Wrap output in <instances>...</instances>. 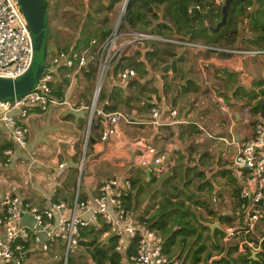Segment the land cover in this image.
I'll return each instance as SVG.
<instances>
[{
    "label": "crops",
    "instance_id": "crops-1",
    "mask_svg": "<svg viewBox=\"0 0 264 264\" xmlns=\"http://www.w3.org/2000/svg\"><path fill=\"white\" fill-rule=\"evenodd\" d=\"M99 1L102 0H87L89 8L90 6L98 5ZM115 6L112 8L113 10L116 8ZM64 8L66 11L71 9L68 4ZM213 19L215 23L218 21L215 16H212ZM249 23L250 19L245 18L241 24L242 29L249 31ZM241 35L247 37L244 32ZM169 38L193 41L189 37L182 35H175ZM195 41L203 42L215 49L203 51L186 47L180 43H171L174 49H176L178 56L180 54L184 55V59L177 68L176 73H172L171 71L160 73L152 70L144 56L147 50V48L144 49L146 44L140 43L138 51H142V54L138 55V59L147 64L148 73L143 76H140L138 73L136 77L125 84L118 83V78L115 75L113 77L110 76L104 90V93H107L108 97L107 105L113 104L109 99V95L115 94L117 97V101L114 103L116 104V109L111 112H123L128 117V120L124 118L119 120V133L110 136L107 140H102V132L107 127L109 118L103 116L95 117L94 125L91 126L90 130L87 164L82 172V176H80L78 166L68 165L66 169L61 170L59 173V184H57L48 177L44 170H41L36 178L30 179L32 181L30 187L27 185L23 189H18L17 192L22 194L27 201L39 206L46 204L49 198L71 203L74 198L75 189L71 185L69 188H64L62 183V179L70 169H74V175L78 176V182L75 183H78L80 186L81 196L84 198L97 194L99 186L108 178H129L133 184V190L128 194L132 197L130 212L141 224H147L148 219L158 217L162 212L163 200L170 198L172 203L169 204L168 210H165L166 215L164 216L168 233L171 234V231L179 230L181 224L185 222L190 227L196 228V232L191 235L184 236L181 233L177 235L176 243L172 245L171 252L169 253L172 258H178L179 254L187 256L189 253L190 258H193V263L189 259L190 261L187 263H182L180 260V264H224L216 263V261L228 254L232 257V254L228 253L229 250H224L223 247L216 249L219 247L214 244V240L216 238L219 239V236L224 234V230H221L219 226L223 228L224 225L228 224V222L220 220L219 216L235 215L236 218L241 207H239V203L235 197V190L237 184L243 189V184L238 180L236 173H234V157H230V149H227L232 147L236 154L238 145L226 144L224 140H221V137H226L240 144L244 140L254 136L247 137L238 128L240 119L248 120L247 117L249 115L248 112L244 111L245 108L243 111L241 110V106H244L247 99L252 100V102L256 101V103L258 100L256 97H246L244 89H250L254 92L253 96H255V94H261L264 85H258L253 76L250 77L246 74V69L240 61L241 58L243 60L245 57L224 51L223 49H228L225 46L208 43L202 39ZM242 42L240 41V46ZM194 65L202 71L203 76L206 78L212 73L213 76L215 75L220 80L224 91L214 92V96L210 94V101H215L216 103H212V105L211 103H202L201 107H198L200 98H204L206 95H202L204 89L201 86V82L197 79ZM246 66L251 68L253 64L248 63ZM258 69L260 70V68ZM137 77L141 78H139L140 85L136 84ZM216 78L215 80H217ZM84 81L87 82V80ZM209 82L206 81V84H209ZM94 83L95 80L91 81L89 88L93 87ZM132 87L137 90L133 92ZM85 89V86H82V97L87 96ZM72 90V88L69 89L71 97ZM261 96L264 98L263 95ZM154 107H157L160 111V124L153 123L155 118L152 114V109ZM173 110H177L176 115L173 114ZM2 113L0 108V201L7 190L13 189L14 185L21 184L24 180V165L22 161L27 159L26 152H21L22 156L12 165H4L3 151L8 147H16V145L4 126ZM261 117L260 114L257 115L255 117L256 122ZM27 123L30 127L29 146L31 149L36 150L37 154L46 160L47 163L51 162L52 159L57 161L66 160L68 164L69 162H79L83 150L84 135L89 126L88 111L82 110L76 113L58 107H51L48 111L42 112L36 106L34 112L27 119ZM234 128L237 129L234 130ZM221 131L226 132L223 133ZM138 139L147 140L159 152H165L168 155L166 163L161 167L150 170L149 175L146 173V169L138 164L141 152L134 146V142ZM193 139H197V142H194ZM204 139L209 141L207 144L208 148L213 149V144L210 142L212 141L215 145L222 146L218 148L221 157H230L231 164L223 165L219 158L215 160V163L217 162L219 166L217 175L224 181L228 180V183L225 182L223 185L233 190L232 197L236 202L232 214H218L214 211L215 214L212 215L215 221L213 223L201 222L197 226L194 223V220H197L195 212L186 205V202H192L194 205L200 206L198 202L201 200H194V197L191 195L186 196L176 180L181 177L190 179V176L194 174L200 179L198 185L200 190L207 187L211 189L206 169L211 168L209 165L214 163L207 161V152L198 153L197 145H195V143L200 144ZM210 156L213 157L212 155ZM158 178L159 181H163L162 184L153 185L152 183H155ZM189 182L190 180H186L185 186ZM144 190L146 193L142 197ZM156 191L158 192L155 195ZM211 191H215L214 187H212ZM148 192H150L149 195H147ZM152 192L153 198H151ZM181 194H185L186 196V199L183 201H180ZM137 199L142 202L139 201L140 203H138ZM156 199L158 202H155ZM126 203L129 204L130 201ZM185 210H189L191 215L181 217L180 212ZM179 219L181 222H178ZM22 221L31 224V219L28 215L24 216ZM201 229L209 231L205 239L212 241L215 249L220 251L219 255L215 256L212 253L207 256L205 254L207 258L206 256L200 257L197 255L201 251H208L203 243H199V246L195 244L198 239L203 237ZM217 230L221 232L216 233ZM159 232L164 238L161 231ZM249 237L255 239L257 242L261 241L263 250L256 252L248 249L246 252H242L239 247H235L237 248L235 252L240 253V256L245 255L248 258L259 260L264 253V225L261 228L257 227L254 233L249 234ZM89 238L90 236H86L84 239L88 240ZM185 242L186 247L188 246V252L183 255L182 250L179 251V244L182 247V245L185 246ZM34 251L42 253L38 248L32 246L31 253ZM50 254L51 252L47 255ZM47 262L49 264H57L58 260L53 255V257L47 259Z\"/></svg>",
    "mask_w": 264,
    "mask_h": 264
},
{
    "label": "built area",
    "instance_id": "built-area-1",
    "mask_svg": "<svg viewBox=\"0 0 264 264\" xmlns=\"http://www.w3.org/2000/svg\"><path fill=\"white\" fill-rule=\"evenodd\" d=\"M129 0H123L118 21L114 30L104 40L93 39L88 46L79 45L80 36H76L71 46L59 49L55 55H47V62L41 78L34 90L19 99L0 101L2 121L16 147H8L3 151L4 165H12L21 152H26L23 160L24 180L7 190L0 201V264H26L31 255V247L35 246L44 254L61 249L63 243L64 264H68L69 255L73 249L88 248L82 241H92L94 236L84 239V230H92L97 235L94 244L102 245L115 237V251L121 255L116 263L105 264H180L164 251V238L159 231L141 224L127 210L125 197L133 190L132 181L126 177H111L102 182L98 193L87 197L81 196L80 186L75 189L71 203L49 198L46 204L39 206L24 199L17 190L25 188L30 179L36 178L41 170L59 184V173L68 167L66 160L52 159L48 162L41 158L36 150L29 146L30 127L27 119L37 106L42 112L51 107H58L71 112L88 111V129L83 142V150L78 162L80 176L87 164L88 144L93 120L97 116L109 118V123L102 132V140L119 133L118 122L121 118L128 120L123 112H106L108 97L101 102V95L109 74L113 77L114 69L121 63L123 57L132 56L140 49L144 41H159L165 43H180L197 50L215 49L203 42L185 41L160 35L139 32L122 27V20ZM216 6H223L226 0H214ZM250 9V8H249ZM202 13L207 10L201 8ZM215 16V15H213ZM216 17V16H215ZM218 20V19H217ZM216 20V21H217ZM213 21H215L213 19ZM224 51L232 54L252 57L264 55V48H228ZM34 56L31 30L19 6L18 0H0V77L16 79L30 68ZM97 67V77L92 99L89 102L81 97L73 102L69 84L64 95L56 94L58 81L64 78L76 77L90 64ZM137 70L127 66L115 76L118 83L125 84L136 77ZM264 83V80H263ZM155 118L153 123L160 124V111L152 109ZM177 114V110H173ZM226 144H237L233 159L237 178L243 184L242 197L248 202L240 210V220L243 228L238 229L232 224L224 225V241L241 238L242 252L262 251L260 242L249 237L254 233L259 222L264 223V117L255 125L254 136L238 144L234 140L221 137ZM134 146L140 150L138 164L148 169L154 163L162 166L168 160V155L159 152L145 139H138ZM19 151V153H18ZM152 170V169H150ZM81 180V178H80ZM250 195V196H249ZM28 215L31 224L23 222ZM134 252H130L134 242ZM85 241V242H86ZM89 264H97L89 255Z\"/></svg>",
    "mask_w": 264,
    "mask_h": 264
},
{
    "label": "trees",
    "instance_id": "trees-1",
    "mask_svg": "<svg viewBox=\"0 0 264 264\" xmlns=\"http://www.w3.org/2000/svg\"><path fill=\"white\" fill-rule=\"evenodd\" d=\"M123 0H111V6L108 10L112 9L114 5L122 2ZM222 7L216 6L214 0H129L126 7V12L122 20V27L129 28L134 31L147 32L150 34L160 35L163 37H171L175 35H182L189 37L193 41L202 39L208 43L215 45H221L225 47L232 48H264V0H234L230 9L227 25L224 26L218 32H213L212 27H215L222 18ZM201 8L207 10L206 13L201 12ZM251 8V9H249ZM215 15L218 21L215 23L212 20V16ZM88 18L84 21L82 25V32L86 30L85 27L88 25V19L90 13L87 14ZM245 18L250 19L249 31H251V36L247 34V37H243L242 33V22ZM100 27H97L93 30L92 36L87 35L85 39L82 40V36L79 39V45L88 46L90 41L97 39L98 41H104L112 32L111 29H105L100 24ZM245 32V30H243ZM51 37V34H49ZM96 37V38H95ZM246 42L247 46H240V41ZM147 48L144 56L147 63L150 65L152 70H157L160 73H163V69L178 56L176 49L171 43L159 42V41H144ZM142 43V44H143ZM253 48V47H252ZM137 55L142 54V51H137ZM132 57V56H129ZM129 57H123L121 63L114 69L113 73L116 75L120 70L124 69L127 66L133 67L137 70L140 76L146 75L147 64L138 59L131 60ZM128 62V63H127ZM88 80L93 81L97 76V67L94 65H89L86 69L83 70ZM70 78H64L58 81L56 86V94L64 95L67 86H69ZM263 82H261L262 84ZM250 92L249 94L245 92L246 97H256L257 103L253 107V111L257 115L264 117V88L261 90V94H255ZM260 96V98H258ZM115 94L109 95V99L113 104L105 105L104 109L106 112H111L116 109V104H114L116 99ZM101 102L107 99V93L101 95ZM85 101L89 102V99ZM256 115V114H255ZM256 115V116H257ZM95 120V118H94ZM94 120L92 125H94ZM257 120L253 122L256 125ZM212 189V185L209 184ZM235 197L239 203L240 210L242 206L247 204L248 200L242 197V187L237 184L235 190ZM131 195L125 197V205L128 211H131ZM130 201L129 204L126 202ZM172 203L170 198H165L162 202L161 213L158 217H153L147 220L149 227L161 231L164 236V251L169 255L171 252V247L176 243V237L179 233L184 234V236L191 235L196 232L195 227H190L187 222L181 224L180 229L172 232L167 235L168 229L166 228V222L164 219L165 210H168L169 204ZM199 205L202 208H205L210 215H214V210L208 208L205 202H201ZM237 203V204H238ZM238 212L237 216L241 215ZM181 217L191 215L189 210L181 211ZM161 216V217H160ZM236 216V217H237ZM160 217V218H159ZM237 217V218H240ZM159 218V219H158ZM219 219L232 224L234 221L233 216H219ZM178 222H181L179 219ZM223 223V222H220ZM188 225V226H187ZM221 232L217 230L216 233ZM83 235L94 236L96 240L97 235L93 233L92 230H84ZM185 239V238H184ZM94 240L85 242L88 248L86 249L87 254L94 258L97 264H105L106 262L116 263L120 260L121 255L115 251V237H111L109 241L102 245H96L91 247L94 244ZM134 245L132 246L130 252H134ZM237 248L229 250L228 253L232 251L235 252ZM262 258L255 260L248 258L247 256H239V259L231 258L228 255L224 256L222 259L217 260L216 263L224 264H264V253ZM240 260L241 262H239ZM215 263V262H214Z\"/></svg>",
    "mask_w": 264,
    "mask_h": 264
},
{
    "label": "rangeland",
    "instance_id": "rangeland-1",
    "mask_svg": "<svg viewBox=\"0 0 264 264\" xmlns=\"http://www.w3.org/2000/svg\"><path fill=\"white\" fill-rule=\"evenodd\" d=\"M47 2V6H48V14H49V20H50V34L51 37L49 35V42H48V55L50 57H52L53 55H55V53L62 48H68L69 46L72 45L74 39L76 38V36L81 35L82 36V40L85 39L87 37V35L92 36V32L94 29H96L97 27H100L99 23L102 24V27L107 29H111L114 30L116 23L118 21L119 15H120V10H121V3H117L116 4V8L110 9L108 10L109 6H111V0H102L99 1V4L96 6H90L89 8V4L87 3V0H46ZM67 4L71 7V9L69 11L65 10V6H67ZM106 10V11H104ZM90 13L89 19H88V25L85 31L82 32V25L84 23V21L87 20L88 16L87 14ZM242 29V32H244ZM246 35L248 34L249 36H251V31H247L245 30ZM96 38V37H95ZM94 39V37H93ZM92 39V40H93ZM242 41V40H241ZM242 47H246L247 43L246 42H242L241 43ZM251 48H255L253 45L250 46ZM196 57V56H195ZM194 57V58H195ZM242 57V56H241ZM131 60H138L139 56L134 53L132 54ZM241 63H243L244 68L246 69L245 72L248 76L252 77L253 79H255L256 83L258 85L261 84V82H263L264 80V55H257V56H252V57H245V59L242 60L241 58ZM128 63V62H127ZM195 63H197L195 61ZM248 63L253 64V66L251 68H249L248 66H246ZM196 65H194L195 71H196V76L199 82H201V86L204 89V93L202 95H206L204 96V98H200L199 100V108L201 107L202 103H216L215 101H210V94H212V96H214V92L218 93L223 90V87L221 86L220 80H218L215 75L213 76V74H209V77L206 78L205 76H203L202 71H200V69H197V67H195ZM260 68V70L258 69ZM197 69V70H196ZM157 71V70H154ZM73 73H71V77H70V85H72V101L73 102H78L81 97H82V86H85V90L87 91V96H83V98L85 99H92L93 96V91H94V87H95V83L94 86L89 88V83L91 82L90 80L87 79V76L85 75L84 72H79L78 75L76 77L72 76ZM109 76H111V73L109 74ZM97 77V76H96ZM215 77L217 80H215ZM84 78V79H83ZM140 78V77H139ZM137 77V81L136 84L140 85V79ZM247 78V77H244ZM84 80H87V82H85ZM214 80V81H211ZM206 81H210L209 84H206ZM96 82V79H95ZM264 85V83H262ZM91 85V84H90ZM77 87V88H76ZM106 87V85H105ZM118 89V88H117ZM134 91H136L137 89L132 87L131 88ZM105 90V88H104ZM245 92H247L248 94L250 92H252L250 89H244ZM81 94V95H80ZM251 101V102H249ZM256 101L246 100V103L244 104V106H241V110L243 111V109L245 108V112H248V120H241L239 122V129L240 131H242L244 134H246L247 137H251L254 135V129H255V125L253 124V122L256 120L255 117L257 115V113H255L253 111V107L255 106ZM256 114V115H255ZM237 129V128H236ZM234 128V130H236ZM87 132V130H86ZM223 132V131H221ZM226 132V131H224ZM223 132V133H224ZM86 136V133L85 135ZM198 139V138H197ZM197 139H193L194 142H197ZM200 140V139H199ZM84 142V140H83ZM213 146V149L208 148L207 144L209 143V141L207 139H204L201 141V143H195V145H197V151L198 153H203V152H207L208 156V162L214 163L209 165V169L207 170V176H208V180L211 183V185L214 187L215 191H211V189L204 188L202 190H200L198 188V185L200 183V179H198L194 174L193 176H190V179H186V178H177L176 182L179 185L180 188H182V191H184V193L186 194V196L191 195L192 197H194V200H201V202H205L208 206V208H211L212 210H214L215 212H217L218 214H232L233 209L235 207V202L236 200H234V198L232 197L233 195V190H231V188L226 187L225 185H223L225 182L228 183L227 181H224L221 177H219L217 175V170H219V166L217 164V162L215 163L216 159H221V163L223 165L226 164H231L230 161V157H235V152L234 149L231 148H227L230 149L229 154L230 157L228 156V158L225 156L221 157V154L218 152V148L222 147V146H217L215 145L212 141H210ZM199 144V145H198ZM89 146V144H88ZM88 149V148H87ZM210 155H212L213 157H211ZM236 173V172H234ZM186 180H190L189 184L187 186H185V181ZM239 180V179H238ZM159 181V178L158 180ZM155 181V183H152L153 185L158 184L161 185L163 181H159L157 182ZM74 182V183H73ZM78 176L74 175V169H70L67 174L65 175V177L62 179V183H63V187L64 188H69L70 185L76 189L78 187ZM81 182V181H80ZM77 184V185H76ZM32 185V181L30 180V182L28 183V186L30 187ZM77 186V187H76ZM71 187V188H72ZM76 187V188H75ZM210 187V186H209ZM216 187V188H215ZM75 191V190H74ZM158 191H156V193H154L155 195L157 194ZM146 191L144 190L143 192V196L145 195ZM150 192L147 193V195H149ZM185 194H181L180 195V201H183L184 199H186ZM140 195V194H139ZM151 198H153V192H152V196ZM179 200V199H178ZM140 202H142L141 200H139ZM137 199V202L140 203ZM177 201V202H180ZM155 202H158V200L156 199ZM186 205L188 207L191 208L192 211L195 212V216L197 220H194V223L199 226V223L201 222H209V223H213L214 220V216L213 215H209L208 212L205 210V208H202L200 206L194 205V203H189L186 202ZM235 218V215H233ZM237 217H240L239 215ZM235 218L234 221L232 222V225H234L235 227H237L238 229L243 228L244 223L241 222L240 218ZM264 225L263 222H260L258 224V228H261ZM172 226V224H171ZM169 231H167V235ZM202 236L200 239H198V241L195 243L196 245L199 246L200 244H204L205 248L208 249V251H201L199 252L197 255H199L200 257H205L206 255L208 256V254H214L219 255L220 251L216 250V249H220L223 247L224 250H231L233 248L236 247V245L238 244L240 246V242H241V238H236L233 240H229V241H224L223 239V235L219 236V239L216 238L214 240V244L216 246H218L219 248H216L213 246L212 241L205 239V236L208 235L209 231L207 230H202ZM257 234H259V232H257ZM221 238V241H220ZM61 249L59 251H54L52 250L50 255L44 254V253H40L38 251H34L33 253H31V258H29V260L27 261L26 264H49L47 262V259L49 257H54L58 260L57 264H64V256H65V250H64V246L63 243L61 242ZM185 246L182 245V247L179 244V251L182 250L183 255H185L188 252V246L186 247V242L184 243ZM181 247V249H180ZM204 248V249H205ZM227 248V249H226ZM178 251V250H177ZM176 251V252H177ZM227 252V251H226ZM191 253V252H190ZM206 254V255H205ZM232 257L231 258H235V259H239L240 257V253H236V252H231ZM180 256H178L179 261L181 260L182 263H187L191 260V263H193V258H190V255L188 253L187 256H182L181 254H179ZM206 256V258H207ZM88 258H89V254H87V251L85 248H81V249H73L71 254L69 255V261L68 264H89L88 262ZM190 259V260H189ZM219 259V258H218ZM215 260V259H214ZM213 260V261H214ZM240 262V260H238Z\"/></svg>",
    "mask_w": 264,
    "mask_h": 264
},
{
    "label": "water",
    "instance_id": "water-1",
    "mask_svg": "<svg viewBox=\"0 0 264 264\" xmlns=\"http://www.w3.org/2000/svg\"><path fill=\"white\" fill-rule=\"evenodd\" d=\"M233 1L234 0H226L222 7V18L215 27H212L213 32H218L227 25L229 9ZM18 3L31 30L34 56L30 68L20 77L16 79L0 77V101H12L19 99L34 90L41 78L47 62L50 34V20L47 2L46 0H18ZM183 59V54L174 58L163 69V73H167L169 71L176 73L177 68L181 65ZM90 65H92V63ZM68 165L77 167L78 163L69 162ZM156 167L160 166L152 163L149 168L146 169V173L149 175L150 169ZM212 228L214 229V227ZM219 228L224 230L220 226Z\"/></svg>",
    "mask_w": 264,
    "mask_h": 264
}]
</instances>
